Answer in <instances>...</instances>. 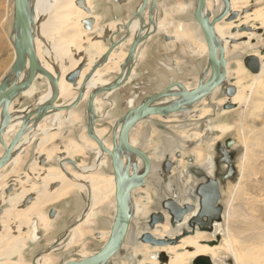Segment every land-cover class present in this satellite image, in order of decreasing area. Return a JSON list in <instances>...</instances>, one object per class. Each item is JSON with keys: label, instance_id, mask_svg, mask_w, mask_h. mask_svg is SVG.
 I'll use <instances>...</instances> for the list:
<instances>
[{"label": "rangeland", "instance_id": "rangeland-1", "mask_svg": "<svg viewBox=\"0 0 264 264\" xmlns=\"http://www.w3.org/2000/svg\"><path fill=\"white\" fill-rule=\"evenodd\" d=\"M141 1L127 0L120 3L117 0H86L87 7L91 11L90 15L79 8L76 1L71 3L68 6V12L60 19L61 27L65 28L64 32L61 31V35H63L62 33L66 35L67 30L73 39V41L71 39L65 43L62 51L57 50V54L61 56L69 45L68 50L71 56L68 57L67 62L65 61V65L68 68H77L80 63L84 62L86 63L84 71L87 75L92 66L105 55L110 45V38L113 37L112 34H118L117 28L126 22L117 25L118 21L113 18L128 19L136 12ZM180 1L183 2V0H163L159 8L158 29L161 28V30L158 53L161 52L165 55L162 69L160 67L154 73H148L143 69L138 70L135 65L133 77L129 83L115 91L112 96L105 94L107 99L100 100L101 102L97 105L98 113L103 117L96 121L95 126L101 132L105 144L111 145L112 131L116 122L146 97L162 91L170 82L178 80L184 82L189 89L194 88L198 81L204 77L209 62L208 56L203 52L201 33L197 24L193 22L192 12L195 7L191 5V2L184 4ZM218 1L216 4L215 0H210V12L213 15L211 17L220 13L222 1ZM238 1L241 3L237 5L235 12H239V17L233 22L235 24L242 23L244 24L242 26L250 27L253 31L249 34H242L238 31L232 33L233 28H228L232 22L224 20L219 25L223 27V32L227 37L233 38L225 50L227 83L236 88L240 101L234 104L233 109L225 110L224 105L228 103L229 98L225 95V89L222 86L186 113L173 115L167 119L154 116L140 123L133 130L131 139L137 147L149 155L150 159H153L154 168L147 179L146 186L135 190L132 194V205H135V209L127 240L122 250L108 264H156L158 262L161 264L158 261L160 253L157 255V260L154 261L152 257V254L155 253L154 248L138 242V238L148 230L149 216L161 210V201L168 196L183 201V203H192L190 198L186 200V197H189L188 191L195 185L194 178L186 175L189 166L187 158L193 157L194 165L203 167L208 173L213 164L214 171L216 147L228 139L235 141L232 149L236 150L237 178L235 182H228L226 187L221 189L222 220L216 223L221 225L220 230L215 229L212 234L199 232L203 234L201 241H204L203 244L214 242V247H220L216 250V256L207 255L214 264H238L230 252L225 249L224 244L229 237L241 250L242 261L240 264H264V259L257 260L256 257V254L261 253L260 250L264 251V247H262L264 237L260 238V234H264V119L261 122L262 130H257L254 123L252 127L255 129L250 134L239 129L242 116L248 113H251V116H258L263 114L261 111L264 109V97L261 96V90L264 87V0ZM94 8L98 11V15L95 16L96 23L93 32H89L86 31L83 21L92 17ZM258 12L263 15L260 19H256L255 14ZM147 14L148 11L145 12V17ZM247 15L249 16L246 17ZM146 19L148 21V17ZM13 21V0H0V81L5 76L12 59L13 62L15 59L14 43L11 41L14 35ZM137 31L139 29L134 28L133 34ZM119 32V34H125L122 30ZM61 35L52 37L64 39V36ZM167 37H169V41H166ZM50 40L53 41V39ZM131 41L133 42L132 34L122 47L117 48L116 54L128 53ZM231 41L235 42L232 44ZM46 49L41 45L39 54L49 62L50 58L44 54ZM75 52L77 55H73ZM139 54L140 50L137 53L136 61ZM250 55L259 58L263 66L258 75L252 74L244 65V59ZM79 59L82 61L80 62ZM123 62L125 61L122 58L119 61L107 62L104 67L97 70L99 75L97 82H112L120 74ZM146 67L148 68V65H143V68ZM55 69L53 68V70ZM64 83L67 84V88H64L61 97H67L72 93L73 87L65 81V78ZM103 95L100 96V99ZM130 98L135 100L132 107L128 104ZM25 102H32V100L27 98ZM253 104L257 106L252 107ZM12 110H14L13 106ZM62 117L63 121L59 126L57 122L51 120L52 117L48 123L42 124L41 131L36 133L32 142L25 146V149L23 145L17 158L1 172L0 224L6 222L9 226L4 229V232H0L2 233L0 235V264L10 262L32 264L31 260L37 254L48 250L55 241L66 238L63 243L68 244L74 233L80 235V238L76 239L77 243L68 245L65 251L56 250L48 253L43 258L49 259L50 264H62L71 259L80 260L95 254L106 242L105 234L111 230L114 216L115 198L112 194L103 195L102 200L93 206L94 215L88 219V223L79 224L70 233L69 229L89 205L88 189L69 188L66 191V197L39 207L37 211L40 217L30 216L29 218L34 219L33 222L37 219L44 230H41V240L32 246L28 241L29 237L27 239L24 234V228L19 229L18 224L16 225V219L3 217L7 209L14 210L11 206L14 207L13 204L18 203L16 195L26 193L32 197L41 195L43 191L46 194L55 192L59 183H57L56 177L51 175L62 170L61 163L64 161L61 162L60 159L65 158L63 151L67 156L68 153H73L71 155L75 164L90 166L94 163L95 150L92 149V146L97 145L87 135L88 114L86 108L79 112L76 120L71 123L70 119L66 118L67 114H62ZM223 127L224 131H222ZM43 129L47 130V133ZM2 153L3 148L0 146V155ZM177 153H180L181 158H177ZM104 156L103 165L94 172L82 171L69 163H67L66 171L71 176H79L84 180L91 177L108 179L113 175V170L109 155L105 154ZM244 157L246 164L244 163L245 169L242 170L241 165ZM166 158L174 163L171 174L167 176L161 170L162 162ZM142 167L143 164L140 162L138 169L141 170ZM210 174L212 175L213 172ZM42 180L45 183H52L48 185L47 190H44L45 187L42 188L41 185H45ZM233 188H235V194L231 196L230 192ZM96 190L102 192V184L98 185ZM22 203L20 207L15 206L16 215L17 210L24 208ZM169 227L171 230L173 229L171 226ZM184 228L190 230L187 226ZM1 229L0 231H2ZM175 234H166L164 238H173ZM179 235H182V232ZM194 236L188 235L181 239ZM218 237L219 241H217ZM253 245H257L256 248ZM249 247L252 250H248ZM244 251L245 253H243ZM193 260L189 264H192Z\"/></svg>", "mask_w": 264, "mask_h": 264}, {"label": "water", "instance_id": "water-1", "mask_svg": "<svg viewBox=\"0 0 264 264\" xmlns=\"http://www.w3.org/2000/svg\"><path fill=\"white\" fill-rule=\"evenodd\" d=\"M221 1L224 2V8L214 17H211V12H206L207 0H197L193 11L194 20L199 25L207 45L209 65L205 70V76L210 69L208 79L204 80V77H202L199 80L198 85L192 90H188L181 82H172L163 91L147 97L138 106L130 109L113 127V149L109 150L104 143L96 137L94 132L96 122L94 102L96 97L102 93L115 92L129 82L133 68H135V61L140 45L154 31H156L155 20L153 17L157 6L156 0H142L141 5L134 15L125 22L124 26L120 25L117 28V30H122L125 34L119 39H116V41L115 38L120 32L118 31V34H112L113 37L110 38V45L105 55L100 61L92 66L80 85L79 80L82 71L86 67V63H80L74 71L66 75L65 81L71 84L75 90L78 89V96L67 105H59L57 103L60 99L61 74L57 72L53 75L43 66L38 58L33 32L34 18L30 9L29 0H14L13 29L15 43L13 48L15 59L8 73L0 81V145L4 149V152L0 157V172L9 164L12 157L17 155L16 148L21 144L23 138L28 132L36 129L45 118L52 116L55 113L70 112L82 103L85 97V89L88 81L99 68H102L107 64L112 52L130 38V28L134 20L136 18H139L141 21L143 20L142 26L136 37L133 39V42L130 44L127 57L121 66L120 74L117 76L116 80L105 87L93 91L88 97L87 102V135L97 143L99 149L103 153L109 155L115 178L116 211L110 234L106 243L95 254L80 260H68L62 264H108L122 250L131 224L132 193L145 186L152 169V162L149 155L144 152L143 149L132 145L130 142L133 130L140 123L151 119L153 116H160L167 119L173 115L186 113L191 110L195 104L204 98H207L216 89L222 86L225 89V95L230 100L235 96L236 88L227 83L225 48L216 36L215 26L223 20L226 22L236 21L239 17V12L231 11L229 0ZM76 5L90 15L91 11L87 7L86 0H76ZM146 11H148L149 14V24L154 25V30L143 34V32L148 29V23L145 20ZM95 23L93 17L83 21L86 31L89 32H93ZM237 31L240 33L252 32L253 29L246 26H241L239 29H232V33H236ZM234 42L235 41H231L232 44ZM244 65L252 74H258L261 70V62L259 58L254 55L246 57L244 59ZM39 76L43 77L50 85L51 96L49 99L40 104L36 103L32 108L24 110L15 108L12 112V104L19 98V96L33 87ZM233 108L234 105H232L230 101L224 105L225 110ZM13 122L19 123L20 127L9 144H7L4 135ZM234 144L235 141L233 140L226 141L227 148H230ZM220 146L221 150H217L222 158L216 161L217 166L222 163L226 164L228 168L222 175L215 174V179H211L204 169L193 166V157L187 159L188 163L191 164L187 174L193 176L198 181H205L196 187V190L192 195H189L193 201H197L198 199V209L196 210V208L189 203L181 204L173 198H168L161 202V210L152 213L148 218V227L150 230H153L157 224L165 223V214L169 216V224L172 228L181 225L185 221V217L190 216L186 221V226L190 230L183 228L181 236L173 238L167 237L165 239H159L153 236L151 232H145L138 238L141 243L149 244L151 246L165 247L168 245H177L182 237L188 235L194 236L197 229L199 232L210 234L214 232L215 224L221 222L223 212V208L219 204L221 194L218 180H220V183L226 187L228 182H235L237 178L235 164L231 162L233 158L228 159L229 153L222 145ZM133 158H137L142 162V170L138 169ZM177 158H181L180 153L177 154ZM66 161L76 167L73 160L68 159ZM173 166V162L170 161L169 158H166L162 163V170L166 176L171 174ZM30 228L33 234L31 235L32 237L29 240V243L30 245H34L41 240L42 231L39 229L37 221H34ZM217 241H219V237L217 238ZM59 243L60 239L54 242L48 250L38 254L33 259L32 264H37V260L40 257L53 251ZM205 243L211 246L215 245L214 242ZM158 260L161 263H166L167 258L164 253H161L159 254ZM192 264L214 263L208 256H199L193 260Z\"/></svg>", "mask_w": 264, "mask_h": 264}, {"label": "bare ground", "instance_id": "bare-ground-1", "mask_svg": "<svg viewBox=\"0 0 264 264\" xmlns=\"http://www.w3.org/2000/svg\"><path fill=\"white\" fill-rule=\"evenodd\" d=\"M76 0H29V5H30V9L32 11V15H33V18H34V24H33V32H34V38H35V49H36V52H37V55H38V58L40 60V62L43 64V66L49 70V72H51L53 75H55L57 72L61 74V82H60V95L62 94V91L64 90V88H67V84L64 83V78L66 77V75L72 71H74L76 69V67H73V68H68L67 65H65V61L67 62V59L70 55L69 53V48L67 46L66 50L64 51V54L63 55H59L57 54V50L59 51H62L64 49V45L65 43H68L72 37H71V33H69V31L66 30V35L65 33H62L63 35H61V31H63L65 28H63L64 26L61 27V22H60V19L63 17V15H65L67 12H68V6L75 2ZM119 1L120 3H124L126 2L127 0H117ZM230 1V5H231V11L232 12H235L237 11V5H239L241 2L238 1V0H229ZM218 0H215V3L218 4ZM142 3V1H141ZM141 3L139 4V6L141 5ZM156 3H157V0H156ZM13 4H14V0H13ZM158 5V4H157ZM138 6V8H139ZM196 6V5H195ZM80 8V7H79ZM224 8V2L222 1V5L220 6V12L223 10ZM195 9V8H194ZM138 10V9H137ZM156 10H157V6H156ZM211 11V2L210 0H207V6H206V12L210 13ZM73 13V11H71ZM47 13V15H46ZM157 13V12H156ZM156 13L153 14V17H154V20L156 18ZM256 15V19H260L263 15L261 14V12H258ZM213 16V15H211ZM249 15H247L246 17H248ZM142 23H143V20L141 21L139 18H136L134 20V22L132 23L131 25V28H130V32L133 36V39L136 37L138 31L133 34V30L134 28H138L140 29V27L142 26ZM196 23V22H195ZM221 23V22H219ZM216 24L215 26V33H216V36L217 38L220 40L221 44L224 46L225 50H226V46L227 44L229 43L230 40H232L233 38L232 37H227L224 32H223V27L221 25ZM197 24V23H196ZM121 25H125V24H121ZM242 25V23H237L235 24L234 22H232V25L231 26H228V28H240ZM152 26L154 25H150V30H152ZM197 27H198V30L200 31L201 33V43L204 45V48H203V52L208 56V51H207V45L205 43V40H204V37H203V34H202V31L199 27V25L197 24ZM160 28V27H159ZM64 32V31H63ZM14 33V32H13ZM107 33V32H106ZM244 33H251V32H242V34ZM57 35H61V36H64L63 38L65 39H61L60 37H58L57 39H55L54 37L57 36ZM54 36V37H52ZM12 43H15V36L13 35L12 36ZM52 37V38H51ZM50 39H53V41H51ZM114 39V38H113ZM73 41V39H72ZM127 42V41H126ZM125 42V43H126ZM132 42V41H131ZM74 43V42H73ZM124 43V44H125ZM129 43V42H128ZM52 44V45H51ZM124 44H122L121 46L119 47H122ZM45 46L47 49L44 51V54L50 58V61H46L44 60V58H42L39 54V47L40 46ZM62 46V47H61ZM118 47V48H119ZM116 50L117 48L114 50V52H112L111 56L109 57V61H119L120 58L126 59L127 57V54H124L122 55V53H119V54H116ZM76 54L77 55V52L73 53V55ZM104 56V55H103ZM102 56V57H103ZM101 57V59H102ZM99 59V60H101ZM226 59V58H225ZM80 62L82 61L81 59H79ZM98 60V61H99ZM124 63V62H123ZM122 63V65H123ZM95 65V64H94ZM135 65H136V62H135ZM53 68H56L55 70H53ZM262 68L263 66L261 65V70L258 74L261 73L262 71ZM100 69V68H99ZM258 74H255V75H258ZM210 75V69H209V72L208 74L205 76L204 75V80H207L205 79L206 77H209ZM86 76V71H82L81 73V77H80V80H79V85L82 83L84 77ZM133 77V71H132V74H131V77L129 79V81L132 79ZM99 78V75H98V72L96 71L95 74L92 76V78L88 81L87 85H86V89H85V98L86 96L88 95V91L92 88L95 87V90L96 89H99L101 87H105L109 84H111L112 82H97V79ZM199 82V81H198ZM185 85V84H184ZM198 85V83H197ZM196 85V86H197ZM137 86V85H136ZM195 86V87H196ZM188 90H192V89H189L187 86H185ZM194 87V88H195ZM221 88V87H219ZM216 89V90H219ZM32 89V88H31ZM94 90V91H95ZM215 90V91H216ZM214 91V92H215ZM90 92V91H89ZM213 92V93H214ZM110 93V92H104L102 93L101 95L97 96L96 99L100 96H102L104 94V96L101 98V100H106L107 97L106 95ZM212 93V94H213ZM237 95L234 96L233 98L228 99L230 101V103L232 105L234 104H237L239 103L240 101V96H239V93L236 92ZM261 93H262V97H264V87L262 88L261 90ZM106 94V95H105ZM137 95V94H136ZM51 96V88L48 90V92L41 96L39 99H38V103H43L45 101H47L49 99V97ZM209 97V96H208ZM75 98V97H74ZM73 98V99H74ZM72 99V100H73ZM95 99V102H94V107L95 105L99 104L101 101L100 100H97L96 101ZM205 99V98H204ZM71 100V101H72ZM70 101V102H71ZM202 101V100H201ZM69 102V103H70ZM167 102V101H166ZM164 102V103H166ZM135 103V100L134 98H130L128 100V104L132 107ZM199 103V102H198ZM68 104V103H67ZM59 105H61L59 103ZM66 105V104H65ZM196 105V104H195ZM257 106L256 104L252 105V107H255ZM192 109V108H191ZM11 111L13 112L14 110H12V106H11ZM97 107L95 108V115H96V121L98 120L99 116L97 115ZM188 112V111H187ZM263 114L261 115H252L251 116V113H248V114H245L244 116H242L239 124V129H243V132L244 133H251L252 130H254L255 128L252 127L253 123L255 124L254 127H257L256 129L258 130H262V125L264 124H261L262 122V119H264V109L261 111ZM62 113V112H61ZM61 113H55V114H58L60 116ZM58 116V117H59ZM261 116V117H259ZM101 117V116H100ZM103 117V116H102ZM154 117V116H153ZM195 117V116H194ZM199 117V116H198ZM259 119H256L258 118ZM196 118V117H195ZM52 120V119H51ZM74 121V120H73ZM42 124V122H41ZM38 127H40V125ZM95 125H96V122H95ZM20 127V124L19 123H15L13 122V124H11V126L7 129V132L6 134L4 135V139L5 141L7 142V144H9V142L11 141L12 137L15 135V133L17 132V130L19 129ZM38 127L36 129H38ZM253 128V129H252ZM224 131L225 128L223 127L222 128ZM35 131V129H34ZM30 132H33V130H31ZM28 132L27 135L30 133ZM94 132H95V135L96 137L101 140L103 143H104V140L102 139L101 137V132L98 131L96 129V126L94 128ZM118 132H119V128H118ZM118 132H117V140H118ZM25 135V136H27ZM25 139V137L23 138V140ZM34 139V136L31 137L30 139V142H32V140ZM90 139V138H89ZM23 140L21 142V144L16 148V152H17V155L14 157H12L11 161L9 162V164L15 160L18 156V152L21 151V149L23 148ZM92 140V139H91ZM93 141V140H92ZM95 142V141H93ZM130 142L132 145L136 146L134 144V142L131 140L130 138ZM29 142H27L28 144ZM96 143V142H95ZM97 145V143L95 144ZM104 145L109 149V150H112L113 149V144H112V141H111V145H107L104 143ZM1 146V145H0ZM92 146V145H91ZM92 149L95 150V158L93 160V164L90 165V166H83L81 164H76V168L77 169H80L82 171H86V172H94L96 171L99 167H101L104 163V155L105 153H103L98 145L97 146H92ZM3 152H4V149H3ZM3 154V153H2ZM1 154V155H2ZM21 154V152H20ZM73 155V153H68V156L69 155ZM0 155V157H1ZM72 155L70 157H72ZM67 156V157H68ZM104 156V157H103ZM66 160H68L67 158H64ZM63 158L60 159V161H64L61 163V166H62V170H60L59 172L51 175L52 177H56V180H57V183H59L58 187L55 188V192L52 193V194H46L44 191L42 192L41 195H33L32 197L30 195H27L26 193H21V195H16L17 197V200L18 203L15 205V203L13 204V206H11L14 210H15V206L17 207H20L21 203L23 204V209H19L17 210V215L16 213L14 212V210H11V209H7L4 213V216L3 217H6V218H9V219H16L15 220V223L17 226H19V229H21L22 227L24 228V234L26 235L27 239L29 237V240L31 239V235L33 234L32 230H31V226L33 225V220H31L29 217L30 216H37V217H40L39 215V212L37 211V209L41 206H44V205H47L49 203H54L55 201L57 200H60L64 197H66V191L69 189V188H72V187H77L78 189H88V192H89V196H90V201H89V205L88 207L86 208V210L83 212V214L78 218V220L75 222V224L72 226L71 230L72 229H75L76 227H78L79 224L81 223H88V219L90 217H92L94 215V212L92 211V208L93 206H95L97 203H99L101 200H102V197L103 195H109V194H112L115 198V178H114V175H111L110 178H103V179H100L99 177L97 179H94L93 177L87 179V180H84L83 178L79 177V176H71L70 173H68L66 171V169H68V165H67V162L66 160H64ZM133 161L138 165L139 167V164H140V160L137 159V158H133ZM245 161H246V158L244 157L243 158V164L241 165L242 167V170L245 169ZM151 162H152V169H151V173L153 171V161L151 159ZM245 163V164H244ZM8 164V165H9ZM7 165V166H8ZM6 166V167H7ZM112 167V166H111ZM5 169V168H4ZM3 169V170H4ZM143 169V167H142ZM141 169V170H142ZM2 170V171H3ZM210 173L213 172V169H209ZM1 171V172H2ZM1 172H0V176H1ZM150 173V175H151ZM243 173V171H242ZM150 175L148 176V178L150 177ZM65 176V177H63ZM48 177V175H47ZM86 178V177H85ZM179 179V178H178ZM190 179V177H189ZM245 179V178H244ZM191 181V180H190ZM194 181V180H193ZM42 182L45 184V185H41L42 188H44V190H47V188L49 187L48 185H51L52 183H45L43 180ZM147 182V181H146ZM102 184V192L101 191H97L96 188L98 185ZM240 185V184H239ZM146 186V185H145ZM144 186V187H145ZM187 186V185H186ZM142 187V188H144ZM184 187V186H183ZM194 187V186H193ZM179 188V187H178ZM140 189V188H139ZM185 190V189H184ZM189 190V189H188ZM262 190V189H261ZM179 191V190H178ZM135 192V191H133ZM168 192V191H167ZM238 192V191H237ZM187 193V192H186ZM231 196H234L235 194V188H233V190H231ZM62 194V195H61ZM133 194V193H132ZM172 194V193H171ZM188 194V193H187ZM186 195V194H185ZM181 196V195H180ZM133 197V196H132ZM169 197V196H168ZM167 197V198H168ZM173 197V196H172ZM189 197H186V200H188ZM31 200V201H29ZM176 201H178L179 203L183 204V201H179L178 199H175ZM253 201V200H252ZM186 203V202H184ZM188 203V202H187ZM114 216L115 217V211H116V200H114ZM134 209H135V205H132V199H131V213H132V217L134 215ZM255 209V208H254ZM256 211V210H255ZM31 212V214H30ZM251 212V211H250ZM239 213V212H238ZM254 213V212H253ZM236 216V215H235ZM190 216H187L185 217V221L173 228L171 230V228L169 227L170 224H169V216L166 215V221L165 223H163L162 225L161 224H157L155 226V228L153 230H150L148 225H147V232L150 231L151 234L159 239H165V235L168 234V235H171L172 233H176L174 235V237H176V235L181 232V229L186 227V221L189 219ZM243 217V216H242ZM114 220V219H113ZM132 220V218H131ZM35 221H37L38 223V226H39V229L41 228L40 226V223L39 221L36 219ZM227 223V222H226ZM250 224V223H249ZM255 224V223H253ZM131 225V224H130ZM158 225H161L159 227H157ZM224 225V224H223ZM256 225H257V222H256ZM9 225L6 223V222H2L0 224V228L2 231L0 232H4V229H6ZM229 226V225H228ZM255 228L258 229V227L256 226H253ZM221 228V225L220 224H215V229L216 230H220ZM260 228V226H259ZM130 229V227H129ZM229 229V228H228ZM76 231V230H75ZM256 231V230H255ZM260 231V230H259ZM129 233V232H128ZM164 233H166L164 235ZM203 233V232H201ZM199 233V231L196 232L195 236L192 237V238H185V239H180L178 244L177 245H168V246H165V247H160V246H151L149 244H145V243H141L140 241H138L139 243L143 244V245H149L152 247L153 251L155 252L154 254H152V257H153V260H157V255L158 253H166L165 254V257L167 258V261L166 263H161V264H189L190 261H192V259H195L196 257H199V256H207L208 254L209 255H212V256H216V250L219 249L220 247H214L211 246V245H208V244H203L204 241H201L203 239V234ZM258 233V232H257ZM2 233H0L1 235ZM30 234V235H29ZM110 234V233H109ZM108 234V236H109ZM177 235V236H178ZM261 235V236H260ZM260 238H263L264 237V234H260ZM128 236V234H127ZM181 236V235H179ZM238 236V235H237ZM187 237V236H186ZM245 237V236H244ZM250 237V236H249ZM77 238H80V235L74 233L72 235V237L70 238L68 245H72V244H75L77 243L76 239ZM183 238V237H182ZM255 238V237H254ZM28 240V241H29ZM127 240V238H126ZM125 240V242H126ZM243 242V241H242ZM248 242V241H247ZM252 242V241H251ZM60 244V243H59ZM58 244V246H59ZM125 244V243H124ZM240 244V243H239ZM246 244V243H245ZM264 245V244H263ZM262 245V247H264ZM58 246L54 249H58ZM66 246V247H67ZM225 249L230 252V254L233 256V258L235 259V261L240 264L241 261H242V254L240 253L241 250L239 248V246L237 244H235L234 240L229 237L226 241H225ZM255 246V245H253ZM257 246V245H256ZM255 246V248H256ZM259 246V245H258ZM261 246V245H260ZM214 247V248H213ZM254 248V249H255ZM248 250H252V248H247ZM259 249V247H258ZM53 250V251H54ZM182 251V252H180ZM246 251V250H245ZM245 251L243 253H245ZM258 251V250H257ZM261 253L256 254L257 256V260H261V259H264V251L263 250H260ZM52 252V251H51ZM10 254V253H9ZM251 254V253H250ZM44 256V255H43ZM40 257L38 260H37V264H50V260L49 259H45ZM168 256H169V260H168ZM209 257V256H208ZM247 259V258H246ZM256 259V258H255ZM159 261V260H158ZM4 264H17V263H14V262H10V263H4ZM156 264H159L156 263Z\"/></svg>", "mask_w": 264, "mask_h": 264}, {"label": "crops", "instance_id": "crops-1", "mask_svg": "<svg viewBox=\"0 0 264 264\" xmlns=\"http://www.w3.org/2000/svg\"><path fill=\"white\" fill-rule=\"evenodd\" d=\"M196 1L197 0H183V2L182 1H180L181 3H184V4H187V3H189V2H191V5H193L194 7H195V4H196ZM161 2H163V0H157V10L155 11V13H156V21H155V28H156V31H154L144 42H142V44L140 45V54L138 55V59H137V61H136V67H137V69L138 70H140V69H143L145 72H148V73H151V72H155L156 70H158V68H160L161 66H163V64H164V57H165V55L163 54V53H158V50H159V45H160V43H159V41H160V38H159V32H160V30H161V28L160 29H158V25H159V17H158V14H159V8H160V5H161ZM115 6V5H114ZM92 11H93V14H92V17H94V19L96 18L95 16H97L98 15V11L94 8V9H92ZM193 11H194V9H193ZM133 16V15H132ZM131 16V17H132ZM115 17H117L116 16V14H115ZM131 17H129L128 19H123L122 20V18H113L115 21H118L117 22V25H120V23H124V21H127V20H129ZM192 17H193V12H192ZM117 19V20H116ZM110 22V21H109ZM112 22V21H111ZM193 22H195V20H194V17H193ZM154 30V26H152V30H150V25H149V27H148V29H147V33L149 32V31H153ZM122 34L123 33H121V34H119V36H117L116 37V39H119L121 36H122ZM116 39H115V41H116ZM167 41V40H166ZM139 50H138V52H139ZM12 63H13V59H12V61H11V64L9 65V68L7 69V71H6V73H5V75L8 73V71H9V69H10V67L12 66ZM143 65H148V68L146 67V68H143ZM161 69H162V67H161ZM43 77H41V76H39L38 78H37V80H36V82L34 83V85H33V87H32V89H30L29 91H27L26 93H24V94H22L21 96H19V98L12 104V106H13V108L15 109V108H17V107H19L18 109L19 110H24V109H27V108H32V107H34L35 105H36V103H38V99L41 97V96H43V95H45L47 92H48V90L50 89V85H49V83L43 78ZM116 78H117V76H116ZM116 78L112 81V82H114L115 80H116ZM178 81H180V80H178ZM180 82H182V81H180ZM182 83H184V82H182ZM128 84V83H127ZM185 84V83H184ZM167 86V85H166ZM185 86H187L186 84H185ZM188 87V86H187ZM190 89H193V88H190ZM95 90V88H92V89H90L87 93H88V95L86 96V98L84 97V100L82 101V103L77 107V108H75V109H73V110H71L70 112H62L61 114H60V116L58 115V114H53L52 116H49V117H47V118H45V120H43V122H42V124H44V123H48V120H50V118L52 117V121L53 122H57V125L59 126V125H61L62 124V121H63V117H62V114H67V116L68 117H66V118H68V119H70V123L71 122H73V120L75 121L76 120V117L78 116V114H79V112H81V111H83L84 110V108H86L87 109V101H88V97L91 95V93L93 92ZM114 92H110V93H108V94H110L111 96H112V94H113ZM78 96V89L77 90H75V89H73L72 88V93L70 94V95H67V97H61L60 96V99L58 100V104L60 103L61 105H67V103L69 104V102L75 97H77ZM104 96V95H103ZM27 98H30L31 100H32V102H25V99H27ZM74 98V99H75ZM73 99V100H74ZM72 100V101H73ZM97 100H101L100 99V97H98L97 99H96V101ZM71 101V102H72ZM17 102H18V104H17ZM70 102V103H71ZM24 103H26V104H24ZM98 105V104H97ZM97 105H95V108L97 107ZM22 107V108H21ZM87 111V110H86ZM97 115L99 116V118H101L103 115H99V109H97ZM59 116V117H58ZM101 116V117H100ZM58 118V119H57ZM99 118H98V120H99ZM97 120V121H98ZM42 124L40 125V127H38V129H35V131L33 130V132H30L27 136H25V139L23 140V145H24V149H25V146H27L28 144H30V139H31V137H33L34 136V138H35V135H36V133L38 132V131H41V128H42ZM97 128V127H96ZM43 131L45 132V133H47V130H45V129H43ZM131 138V137H130ZM132 140V139H131ZM133 141V140H132ZM27 142H29L28 144H27ZM23 152V151H22ZM63 154H65V158H67V159H72L73 160V158L71 157H69V156H71V155H69L68 157H67V155H66V152L65 151H63ZM152 161H153V159H152ZM76 164H79V163H76ZM153 168H154V162H153ZM146 184H147V182H146ZM145 184V185H146ZM79 218V217H78ZM78 218L76 219V221L78 220ZM113 219H114V217H113ZM112 224H113V221H112ZM40 230H44L42 227L40 228ZM71 232V228L69 229V233ZM110 233V231L109 232H107L106 234H105V237H106V241H107V239H108V234ZM69 238V237H68ZM66 239V238H65ZM64 239V240H65ZM64 240H62V239H60V244H59V246H58V249H56L57 251H62V250H64L65 251V249H66V246H67V244L65 243H63L64 242ZM56 242V241H55ZM35 245V244H34ZM32 246V245H31ZM56 250H54V251H56ZM53 252V251H52ZM42 253V252H41ZM51 253V252H50ZM38 255V254H37ZM36 255V256H37ZM58 255V254H57ZM35 256V257H36ZM34 257V258H35ZM33 258V259H34ZM84 258H86V257H84ZM33 259L31 260V262L33 261ZM72 260V259H71Z\"/></svg>", "mask_w": 264, "mask_h": 264}, {"label": "flooded vegetation", "instance_id": "flooded-vegetation-1", "mask_svg": "<svg viewBox=\"0 0 264 264\" xmlns=\"http://www.w3.org/2000/svg\"><path fill=\"white\" fill-rule=\"evenodd\" d=\"M137 11V10H136ZM134 15V14H133ZM146 17H148V21H147V19H146ZM146 17H145V20H146V22L148 23V27H149V14H147L146 15ZM144 33H147V30H145L144 32H143V34ZM166 40L168 41V40H170L169 39V37H167L166 38ZM144 42V41H143ZM174 82H180V81H174ZM129 83V82H128ZM170 83H172V82H170ZM169 83V84H170ZM182 83V82H181ZM168 84V85H169ZM184 84V83H183ZM167 85V86H168ZM166 86V87H167ZM124 87V86H123ZM165 87V88H166ZM164 88V89H165ZM163 89V90H164ZM162 90V91H163ZM161 92V91H160ZM156 93H158V92H156ZM156 93H154V94H156ZM153 95V94H152ZM151 96V95H150ZM149 97V96H148ZM147 98V97H146ZM145 98V99H146ZM144 101V100H143ZM88 102V101H87ZM138 106V105H137ZM228 140H230V139H228ZM228 140H226V141H228ZM226 141L224 142V143H219L218 145H217V147H216V157H215V159H214V171H213V174L211 175H209V173L203 168V167H200V168H202V169H204L205 171H206V173H207V175L211 178V179H215V174H219V175H222V174H224L225 173V171L227 170V165L226 164H220L219 166H217V163H216V161H218L220 158H222V156L220 155V154H218V150H221V146L220 145H222L223 146V148H225L226 150H227V152L229 153V156H228V159H232L231 160V162H233L234 164H235V158H236V150H234V149H232L233 148V146L235 145H232L230 148H227L226 147ZM218 149V150H217ZM177 154H179V153H177ZM188 159V158H187ZM164 162V161H163ZM162 162V163H163ZM173 162V161H172ZM194 164H195V160H194ZM193 164V166H196V165H194ZM173 165H174V163H173ZM191 166V164H189V166L187 167V170H186V175L187 176H191V175H188L187 174V171H188V169H189V167ZM196 167H199V166H196ZM213 167V164H212V166H211V168ZM173 168H174V166H173ZM173 168H172V170H173ZM210 168V169H211ZM161 170H162V166H161ZM172 170H171V172H172ZM162 172H163V170H162ZM164 173V172H163ZM165 174V173H164ZM191 177H193V176H191ZM194 178V177H193ZM194 180H195V185H194V187L191 189V190H189L188 191V195H192L193 194V192H195V190H196V187L199 185V184H201V183H204L205 181H198V180H196L195 178H194ZM218 180V179H217ZM218 182H219V189H220V194H221V189L222 188H225L221 183H220V180H218ZM168 198H170V197H168ZM168 198H166V199H168ZM189 198H190V196H189ZM166 199H164V200H166ZM174 200H175V198H173ZM191 199V198H190ZM164 200H162L161 202H163ZM221 200V199H220ZM176 201V200H175ZM191 201H192V203H189V204H191V205H193L195 208H196V210L198 209V207H199V204H198V199H197V201H193L192 199H191ZM178 202V201H177ZM183 204H185V203H183ZM219 204H220V201H219ZM221 205V204H220ZM106 243V242H105ZM104 243V244H105ZM103 247V246H102ZM101 247V248H102ZM100 248V249H101ZM98 252V251H97ZM72 260H74V259H72ZM68 261V260H67Z\"/></svg>", "mask_w": 264, "mask_h": 264}]
</instances>
